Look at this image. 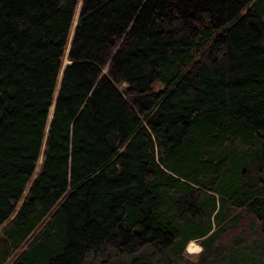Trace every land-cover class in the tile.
Returning <instances> with one entry per match:
<instances>
[{
    "label": "trees",
    "instance_id": "16d2710c",
    "mask_svg": "<svg viewBox=\"0 0 264 264\" xmlns=\"http://www.w3.org/2000/svg\"><path fill=\"white\" fill-rule=\"evenodd\" d=\"M263 162L264 0H0V264H264Z\"/></svg>",
    "mask_w": 264,
    "mask_h": 264
},
{
    "label": "rangeland",
    "instance_id": "374dc122",
    "mask_svg": "<svg viewBox=\"0 0 264 264\" xmlns=\"http://www.w3.org/2000/svg\"><path fill=\"white\" fill-rule=\"evenodd\" d=\"M77 5L75 6L74 8V12L72 14V21H71V24H70V27H69V34L71 33V30H72V27H73V23H74V20H75V16H76V12H77ZM65 52V50H64ZM67 61V59L65 58V53L63 54L62 56V59H61V65L59 67V70H58V73H57V79H58V75L60 73V70H61V67L63 65V63H65ZM102 71H105V67L102 68ZM55 91V89H54ZM54 94V93H53ZM49 113H50V107H48V116H49ZM38 162V160H37ZM264 164V162H263ZM192 242L194 245H196L197 247L194 249V250H189L188 249V244ZM200 249L198 243L196 242V240H190L184 247V250H183V254H184V258H183V261H175V262H171L170 260H167V262L165 261V258L162 259L160 258L159 256H155L153 257L154 258V262H158V264H186L185 262H187V264H193V261H195V255L197 253V251ZM189 261V262H188ZM103 264H127L126 263V260L123 258V257H115L111 254H108L106 257H104V262Z\"/></svg>",
    "mask_w": 264,
    "mask_h": 264
},
{
    "label": "bare ground",
    "instance_id": "6f19581e",
    "mask_svg": "<svg viewBox=\"0 0 264 264\" xmlns=\"http://www.w3.org/2000/svg\"><path fill=\"white\" fill-rule=\"evenodd\" d=\"M196 247H197V246L194 245L192 242H190V243L188 244V249H189V250H194Z\"/></svg>",
    "mask_w": 264,
    "mask_h": 264
},
{
    "label": "water",
    "instance_id": "95a60500",
    "mask_svg": "<svg viewBox=\"0 0 264 264\" xmlns=\"http://www.w3.org/2000/svg\"><path fill=\"white\" fill-rule=\"evenodd\" d=\"M54 97H55V94L53 96V99L52 101L49 103L48 107H50V111H51V108H52V105H53V100H54ZM48 123V121L46 122V124Z\"/></svg>",
    "mask_w": 264,
    "mask_h": 264
}]
</instances>
